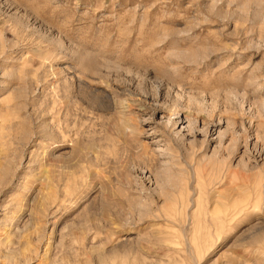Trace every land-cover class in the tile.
<instances>
[{
  "label": "rangeland",
  "instance_id": "1",
  "mask_svg": "<svg viewBox=\"0 0 264 264\" xmlns=\"http://www.w3.org/2000/svg\"><path fill=\"white\" fill-rule=\"evenodd\" d=\"M0 264H264V0H0Z\"/></svg>",
  "mask_w": 264,
  "mask_h": 264
}]
</instances>
